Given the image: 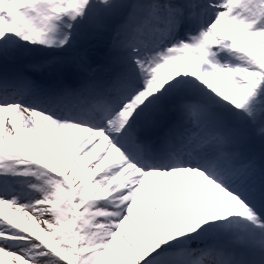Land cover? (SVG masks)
<instances>
[{"label": "snow or ice", "instance_id": "6c2138e0", "mask_svg": "<svg viewBox=\"0 0 264 264\" xmlns=\"http://www.w3.org/2000/svg\"><path fill=\"white\" fill-rule=\"evenodd\" d=\"M256 141L264 0H0V264H264Z\"/></svg>", "mask_w": 264, "mask_h": 264}, {"label": "rangeland", "instance_id": "374dc122", "mask_svg": "<svg viewBox=\"0 0 264 264\" xmlns=\"http://www.w3.org/2000/svg\"><path fill=\"white\" fill-rule=\"evenodd\" d=\"M258 143H259V141H256V145H257L256 147L257 148H259ZM258 151L261 152L260 149ZM259 152H256V153L259 154ZM19 222H21L23 224V223H25V220L23 218H20Z\"/></svg>", "mask_w": 264, "mask_h": 264}, {"label": "bare ground", "instance_id": "6f19581e", "mask_svg": "<svg viewBox=\"0 0 264 264\" xmlns=\"http://www.w3.org/2000/svg\"><path fill=\"white\" fill-rule=\"evenodd\" d=\"M258 144H259V145H261V143H260V142H259ZM252 147H253V149H254V144H253V146H252Z\"/></svg>", "mask_w": 264, "mask_h": 264}]
</instances>
